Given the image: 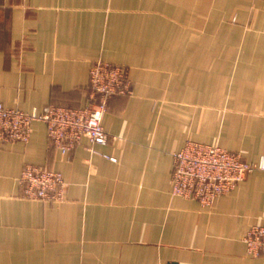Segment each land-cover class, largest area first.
Masks as SVG:
<instances>
[{"label": "crops", "instance_id": "0c3cea01", "mask_svg": "<svg viewBox=\"0 0 264 264\" xmlns=\"http://www.w3.org/2000/svg\"><path fill=\"white\" fill-rule=\"evenodd\" d=\"M97 60L132 90L109 101L106 145L63 155L42 122L0 142V264H264L243 242L264 222V170L211 207L171 190L188 141L264 160V0H0L4 106L82 107ZM28 164L63 174L62 202L24 198Z\"/></svg>", "mask_w": 264, "mask_h": 264}, {"label": "built area", "instance_id": "2783aa9c", "mask_svg": "<svg viewBox=\"0 0 264 264\" xmlns=\"http://www.w3.org/2000/svg\"><path fill=\"white\" fill-rule=\"evenodd\" d=\"M131 93V81L124 66L97 60L90 69L88 99L82 107L46 105L40 112L29 113L8 108L0 102V142L28 143L33 123L42 122L51 145L63 155L84 139L93 146H104L112 138L102 125L109 101ZM89 151L117 161L94 147ZM173 160L172 195L195 199L202 207H211L217 197L233 191L248 174L264 170V160L247 162L239 153L194 141H188L181 151L174 153ZM19 182L24 198L30 200L59 203L65 199L68 189L62 173L33 164L24 167ZM243 242L250 257H264V222L253 225Z\"/></svg>", "mask_w": 264, "mask_h": 264}]
</instances>
